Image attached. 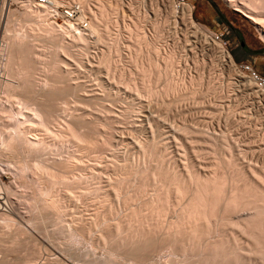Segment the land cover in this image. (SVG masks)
Wrapping results in <instances>:
<instances>
[{
  "label": "rangeland",
  "instance_id": "374dc122",
  "mask_svg": "<svg viewBox=\"0 0 264 264\" xmlns=\"http://www.w3.org/2000/svg\"><path fill=\"white\" fill-rule=\"evenodd\" d=\"M105 2L109 6L112 4L111 10L113 7L118 10L114 11L110 22L109 41L99 40L98 35L92 34L90 43H83L80 48L82 60L69 58V64L64 66L68 76L63 78L62 85L67 88L72 84L74 89L55 108L60 128L66 127L65 123L73 118L93 122L96 140L102 144L94 151L81 152L71 140L53 153L57 157L64 154L74 158L68 177L71 176L70 182H77L78 188L75 192H67L69 197H66V207L61 215L65 218L63 222L72 229L74 227L73 230L78 228L79 233L65 238L54 221L37 219L28 204L32 200V188L29 191L17 175L19 182L14 174L16 168L12 170L9 166L0 174V195L4 196L2 201L8 200L4 206L16 221L9 228L0 226L5 233L4 240L0 241V262L4 259L23 262V259L31 258L44 261L47 257H56L70 264H188L194 261L192 254H186L190 249H186L184 255V252L175 254L167 244H156L158 246H151L152 249L146 248L149 251L145 255L138 250L143 255L138 261L135 257L140 254L136 256L137 250L132 253L133 248H130L129 242L135 243L142 235L139 232L134 237L136 229L137 233L139 231L135 226L136 217V222L133 219L134 211L144 206L149 209L153 200L157 202L159 196H155L160 195V191L163 190V197L166 196L164 192L171 191L169 186V190L164 191L168 185L164 187V173L167 172L170 179L180 175V180L173 182L193 184L200 180L195 177L196 172L199 176L212 175L219 167L218 162L228 159L235 167H240L222 162L225 167L218 170L228 171L229 180L232 179L230 173L233 175L236 169L243 168L250 177H256L255 168L262 174L261 178L264 177V89H259L257 80L250 78V66L239 63V60L251 62L264 75V40L258 25L226 0H198L182 7L174 0ZM257 2L260 5L261 0ZM91 3L95 5L97 1ZM185 6L193 8L195 24L186 16ZM84 18L86 25L90 15L85 12ZM53 19L60 23L63 20L61 15ZM137 32L143 37L139 41ZM214 32H223V40L216 39ZM218 42L224 44L221 45L232 55L233 62L220 51ZM38 48L36 55L39 58L48 53L44 46ZM0 60L3 69L6 67L3 66L4 58ZM44 62L39 59L38 65L43 66ZM4 71L7 76V67ZM50 76L39 69L34 80L42 82ZM51 77L49 80L54 81L56 76ZM1 90V94L5 92L4 97L11 95L9 90ZM1 157L3 165L10 163L6 162L5 156ZM159 169L165 171L160 170L161 178L155 172ZM122 171L130 174H122ZM192 172L197 180L192 178ZM240 173L233 176V183L245 179L243 174L244 179L239 180L243 176ZM167 175L165 177L169 179ZM26 176L31 178L30 173ZM11 182L15 192L1 188ZM114 183L121 185H118L119 190ZM231 184L227 183L228 186ZM172 190L175 192H170L169 199L164 197L166 204L160 198L166 206H163L165 211L161 217L154 214L149 220L161 226L157 225L161 229L158 236L167 233V228L181 217L185 199L178 197L180 193L177 194L176 189ZM250 209L236 210L232 213L234 222H216L212 225L213 233L210 230L207 234L211 237L219 231L230 236L233 244L242 238L241 245L235 244L233 252L246 256L248 261L252 260L251 264L254 261L264 264V255L249 248L253 243L251 236L235 223L248 216L253 211ZM129 218L133 219V226L128 225ZM122 224L127 226L125 233L136 227L134 232L130 231L132 240L128 235L127 243L122 240L126 234H120ZM107 234L116 242L112 238H109L110 243L107 242ZM235 234H240V239ZM117 243H120V250ZM131 244L136 248V244ZM191 250L194 252L193 248Z\"/></svg>",
  "mask_w": 264,
  "mask_h": 264
},
{
  "label": "bare ground",
  "instance_id": "6f19581e",
  "mask_svg": "<svg viewBox=\"0 0 264 264\" xmlns=\"http://www.w3.org/2000/svg\"><path fill=\"white\" fill-rule=\"evenodd\" d=\"M92 1H97V3L93 5L91 3ZM105 1L106 0H51L49 4H43L37 3L35 0H10L8 16L3 32L0 36V58H4L3 66H6L8 70V75L5 76L6 72L4 69H6V67L2 69V65H0V88H2V90H9L7 92H10L11 94L9 95L6 92L9 96L4 97L3 93L5 92L2 94L0 93V159L2 158L1 156H5L6 162H10L4 165L3 162H0V174L5 168L8 167L7 169H9V166H11V169L15 167V176L17 177V175H20L19 178L21 177V183L24 184L25 187H28L29 191L33 190L32 200L28 203L29 209H32L35 213L33 215L37 219L42 218L40 220L46 219L48 221L50 219L49 221H54L60 227V232L65 238L74 235L75 232L79 233L78 228H76L75 231L73 230L74 227L72 229V226L70 227L69 224L67 225L64 223L63 220H65V218L61 215V212H63L66 207V197H69L67 192H75L78 188L75 186L77 185V182H70L71 179L69 177L71 176L68 177V173L75 162L74 158H71L72 156L58 154L60 157H57L53 153H55V149H62L65 147L66 142L71 140L76 144V146H74L78 147L81 152L94 151L95 148L102 147V144L96 140L93 132V122L91 123L84 121L83 119L73 118L67 122L68 124L65 123L66 127L60 128V126L57 125L58 114H56L55 110L60 101H63L64 98L66 99L65 96L69 95V91L73 88L72 84H68L67 88L62 85L64 83L63 78L68 76L64 66L69 64V58H73L75 61L77 59L78 62L82 60L83 57L80 48L83 43H90V36L92 34L98 35L99 40L109 41L107 39H109L108 32L111 25L110 22L113 21L112 18L114 17L116 7H113L111 10L109 7L112 4L109 6ZM226 1L230 6H233L249 16L253 22L258 25L259 29L262 31V39L264 40V16H260L264 13V0H261L260 5H258V0ZM60 5L67 7L65 11L60 10ZM185 9H187L185 13L187 14L186 16H188L195 24L196 22L193 19V8L191 6H187L186 8L185 6ZM85 12L90 15V20L86 25L84 24L86 21L84 18ZM57 15L62 16L63 20L61 23L57 20L52 21ZM201 28L206 30L202 26ZM137 33H139L137 35L139 36V41V39H142L143 37H141L142 35H140V32ZM216 39L222 40L220 38ZM218 44L220 51L225 54V56H228V58L231 59V62H233L232 55L221 45L223 43L218 42ZM39 45L44 46L45 49L48 50L47 54H44L43 57L40 56L41 58L36 55L37 51L40 49L38 48L40 47ZM73 55L74 57H72ZM39 59L45 61L43 66L38 65ZM39 69L42 70V72L50 74L53 78L56 76L55 78L57 80L54 78V81H50L52 80L51 76V78L49 77L50 80L49 78H45L42 82L34 80ZM149 70L146 71L149 72ZM3 161H5V159ZM227 161L229 162L228 159H224L218 162L217 166L219 165L220 168L222 166L225 167V164L223 165L222 162L226 163ZM17 162L19 164H17ZM233 163V161L232 163L229 162V164L232 166L234 165L233 167H235V163ZM11 164H13V166ZM229 164L227 166H229ZM232 166L231 168L234 170ZM238 167L236 166L235 168ZM253 168L254 167L251 169L253 170ZM218 169L214 174L207 176H199V174L194 171L196 172L195 175L194 172H192L193 176L190 175L192 178L195 175V177L200 179L197 180L194 177V179L197 180L195 181L196 183L193 181L194 179L192 180L193 184L195 183L194 186H191L193 185L192 182L191 184L187 183L186 185L182 183V181H178L180 180V175L177 176L179 179L175 178V175H173V179H170L166 174L167 172L164 173V176L160 175L162 174V171L160 172V170L163 169H159V171L156 170V176L160 175V178L163 176L162 180H166L164 187L168 184L164 191L171 189V191L167 192L168 195L164 192L166 200L169 199V194H174L175 191H173L172 188L177 190V194L178 192L180 193L179 195L181 197L178 195L180 199H185L184 205L182 206L183 209L181 208L182 213L180 212L181 217L178 221L173 222L171 226L167 228L169 229L167 233L162 234L160 232L161 235L158 236V232L161 230L157 227L159 224L154 225V221L150 222L149 220L154 214L157 215L158 218L161 217L162 213L165 211L163 206H165L164 204L167 202L166 200L164 201L163 187L161 189L162 193L160 191V195L158 193L157 196H155L156 198L159 196L157 202H155L156 200H153L154 204L148 203L149 205L153 204L152 206H148L150 207L149 209L147 206H144L145 208L141 207L142 209H136L137 211L133 210L135 212L134 214H132L133 212L131 213L134 215V221L136 217L137 222H135L137 224L139 222V225L134 223L135 226L139 228L138 233L136 227H133V229L130 228V230H128L129 234L125 233L127 226L122 224L123 227H121L120 225L121 230H119L122 232H120V234H122V236H125L126 234V237L123 239L121 237L123 241L125 240V243H127L126 239L128 241L130 231L134 232L136 229L134 237H136L137 234H140L139 232H142V235L138 236L140 238H137L138 241L136 238V240L133 238L135 243L129 242L130 248H133H131L133 250H131L132 253L137 250L135 251L136 256L139 252L144 253L143 255H145V253H147L146 251H149L147 249H152L151 246L155 245L156 247L158 246L156 244H159V246L161 244H167L170 250L175 254H179L180 252L182 254V252H184L182 254L184 255L187 252L186 249L192 251L191 248H193L195 253H191L190 251L189 253H186L189 255L192 254L193 256H191L194 258V261L188 264H251L252 260L249 259L251 261L250 263L246 256L238 252H233L235 244L241 243L242 238L240 239V234H235L236 236L238 235V238L240 239L235 238L240 241L235 244L229 239L230 236H225L219 231H217L215 235L212 234L214 229V227L212 229V225L214 223L219 221L234 222L232 213L236 212V210L247 207L248 209H253V211L244 219L238 220L235 223L238 227H242L243 231L245 230L249 234V237L251 236L253 239V243L249 242L251 244H249V248L251 247L250 250L264 255V177L261 178L262 174L260 173L261 176H259L256 168L254 173L257 178L250 177L248 176L250 173L246 170H244L246 171L244 172V168L242 169L241 167L242 170H234L236 173H233V175L230 173L232 179L229 180V176L226 174L228 171L225 173L223 170L221 171ZM129 170L127 168L128 172ZM239 171L241 172V175L244 174L246 176L243 175L239 178V180H243L245 177L242 181L244 182L243 184H238L242 183L237 181L238 179L236 180L237 182L233 183L232 181H235V179H233L235 177L234 175L239 173ZM126 172L122 171V174ZM163 172L165 171L163 170ZM28 173H30L31 178L26 176ZM166 175L170 180L166 179ZM118 177L117 179H119ZM17 178H15V180H17ZM174 179L178 180L173 182ZM168 180L171 182L170 184L169 182L166 183ZM228 180L230 182L232 181V184L228 182ZM19 182H16V184ZM12 183L13 182L7 185H5V183L1 188L5 190L4 187H6L7 191L15 192V187ZM227 183L231 185L228 186ZM118 185L121 186L120 184H117L114 185V187L117 186L118 188ZM168 186L171 188L167 189ZM17 187L23 188L22 185H17ZM30 188H32V190H30ZM119 188L117 190H119ZM2 198H4V196L0 195V226L5 229L6 227L9 228L12 226L16 220L14 221L15 218L13 219V216H10L7 207L4 206L5 201L8 200L4 199L5 201H2ZM160 198L163 199L164 204ZM158 199H160V201ZM150 209L152 212H150ZM34 216L33 218L36 219ZM129 219L131 220V218ZM130 220L128 221V225L131 224L133 226L134 224L132 223L134 221ZM214 226H216V224ZM217 227L218 225L216 226V229L218 230ZM4 229L1 230L2 232L0 231V241L4 240L2 239L5 234L3 231ZM22 230L23 229H21V231ZM210 230L212 231L211 237L208 235L209 232H211ZM156 235L158 238H156ZM11 237L13 236L11 235ZM109 238L110 236H108L106 241H109ZM111 238L114 239L113 237ZM155 238L159 242L156 241ZM130 239L132 240L131 236L129 237V240ZM131 243L136 244V246L134 245L136 248L131 246ZM117 246H119L118 248L120 250V243ZM242 247L244 248V246ZM132 253L131 255L135 256V254ZM143 255L140 254L139 257L135 258H139V261ZM4 260L1 261L0 264H70L67 260L56 257L53 259L47 257L44 261L40 258L23 259V262H9ZM258 262L261 263L260 261Z\"/></svg>",
  "mask_w": 264,
  "mask_h": 264
},
{
  "label": "built area",
  "instance_id": "2783aa9c",
  "mask_svg": "<svg viewBox=\"0 0 264 264\" xmlns=\"http://www.w3.org/2000/svg\"><path fill=\"white\" fill-rule=\"evenodd\" d=\"M37 3H43V4H49L51 0H35ZM198 0H174L177 6H182L189 4L190 2H194ZM10 8V0H0V36L3 32L4 25L8 16ZM61 9H66L67 7L65 6H59ZM214 37L215 38H220L223 40V32H214ZM239 63H246L248 66L251 68V78L252 79H257V87L260 89H264V75L258 72L253 64L251 62H248L246 60H239Z\"/></svg>",
  "mask_w": 264,
  "mask_h": 264
}]
</instances>
